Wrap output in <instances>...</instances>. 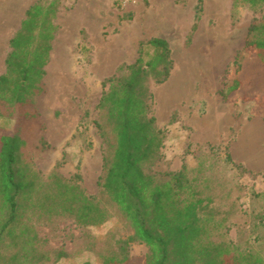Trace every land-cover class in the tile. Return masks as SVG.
Instances as JSON below:
<instances>
[{
	"label": "rangeland",
	"instance_id": "1",
	"mask_svg": "<svg viewBox=\"0 0 264 264\" xmlns=\"http://www.w3.org/2000/svg\"><path fill=\"white\" fill-rule=\"evenodd\" d=\"M36 0L33 1V3ZM57 0L51 41L41 91L23 104H0V133H13L22 141L16 153L17 179L29 189L18 195L14 231L24 228L26 240L3 237L2 264H103L116 249L110 231L126 236L129 229L107 203L111 217L99 226H80L73 215L55 209L46 194L70 182L87 196L101 197L98 178L102 158L112 152L94 122L103 125L105 137L113 136L103 111L96 109L101 82L121 64L138 56V44L151 37L168 42L171 69L163 83L150 79V113L164 131L161 160L155 171H175L183 165L209 178L205 194L213 197L210 209L223 220L234 244L253 242L262 200L251 196L264 189V75L253 57L243 67L242 88L228 100L219 95L232 75L231 63L244 45L254 17L243 5L235 11L232 0ZM175 21V22H174ZM196 49V72L186 90L171 101L161 98L175 71L185 62L182 54ZM54 55L64 56L63 85L50 79ZM107 60L104 64L103 61ZM56 91L54 98L50 91ZM50 204V208H47ZM208 208V209H209ZM1 214V213H0ZM259 232V230H257ZM262 231L260 230V234ZM259 234V235H260ZM147 247L130 244L129 253L143 264Z\"/></svg>",
	"mask_w": 264,
	"mask_h": 264
},
{
	"label": "trees",
	"instance_id": "2",
	"mask_svg": "<svg viewBox=\"0 0 264 264\" xmlns=\"http://www.w3.org/2000/svg\"><path fill=\"white\" fill-rule=\"evenodd\" d=\"M200 3L198 0L197 10ZM243 5L253 13L264 12V0H232L234 11ZM56 8L57 0H36L26 10L19 29L9 40L5 72L0 75V104H23L41 91L40 81L57 29L53 22ZM251 57L264 75V13L248 26L243 48L231 63L232 75L219 90L223 100L242 88L241 73ZM171 65L168 42L151 37L139 42L138 56L132 63L119 65L115 74L101 82L96 109L103 111L113 136V142H108L102 123L94 122L103 141L112 147V152L102 158L98 178L101 197L87 196L65 182L61 189L46 194V201L73 215L83 227L109 221L111 213L105 199L115 207L129 233L118 236L110 231L116 249L103 257V264L134 262L129 253L133 242L147 247L143 264H264V215L258 217L253 237L262 248L256 250L250 242L236 245L228 239L223 220L215 217L214 208H209L213 197L204 192L210 186L201 164L197 169L183 165L175 171L153 170L161 160L165 135L150 113L152 93L147 82L152 79L163 83ZM21 142L13 133H0V242L5 236L27 239L24 228L14 231L18 195L29 189L16 176V153ZM262 175L264 178V169ZM251 196L264 205V189L260 193L252 191ZM84 264L97 263L86 260Z\"/></svg>",
	"mask_w": 264,
	"mask_h": 264
},
{
	"label": "bare ground",
	"instance_id": "3",
	"mask_svg": "<svg viewBox=\"0 0 264 264\" xmlns=\"http://www.w3.org/2000/svg\"><path fill=\"white\" fill-rule=\"evenodd\" d=\"M195 51V48H191L188 52L182 54L185 62L181 65V69L179 71H175L173 77L169 81V84L164 88V90H162L161 98L163 100L171 101L186 90L189 78L196 72L197 60L194 61V57L196 55ZM192 55H194V57ZM62 58H64V56L58 58V56L54 55L51 63L52 71H55V73L54 75L51 74L50 79L57 88H60L63 85L62 72L64 70V63ZM103 63L106 64L107 60L105 59ZM53 96L55 98L56 91L52 92L51 90L50 97Z\"/></svg>",
	"mask_w": 264,
	"mask_h": 264
},
{
	"label": "crops",
	"instance_id": "4",
	"mask_svg": "<svg viewBox=\"0 0 264 264\" xmlns=\"http://www.w3.org/2000/svg\"><path fill=\"white\" fill-rule=\"evenodd\" d=\"M34 0H0V75L5 72L9 40L19 29L25 12Z\"/></svg>",
	"mask_w": 264,
	"mask_h": 264
},
{
	"label": "built area",
	"instance_id": "5",
	"mask_svg": "<svg viewBox=\"0 0 264 264\" xmlns=\"http://www.w3.org/2000/svg\"><path fill=\"white\" fill-rule=\"evenodd\" d=\"M123 3L129 2V1H134V0H120Z\"/></svg>",
	"mask_w": 264,
	"mask_h": 264
}]
</instances>
